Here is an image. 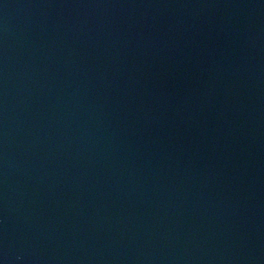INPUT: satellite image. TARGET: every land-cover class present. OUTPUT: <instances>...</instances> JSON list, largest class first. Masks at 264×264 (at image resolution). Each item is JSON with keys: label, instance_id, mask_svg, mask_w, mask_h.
I'll list each match as a JSON object with an SVG mask.
<instances>
[{"label": "water", "instance_id": "1", "mask_svg": "<svg viewBox=\"0 0 264 264\" xmlns=\"http://www.w3.org/2000/svg\"><path fill=\"white\" fill-rule=\"evenodd\" d=\"M0 264H264V0H0Z\"/></svg>", "mask_w": 264, "mask_h": 264}]
</instances>
